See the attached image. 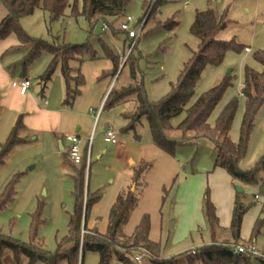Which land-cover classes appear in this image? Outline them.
Instances as JSON below:
<instances>
[{"label":"rangeland","instance_id":"374dc122","mask_svg":"<svg viewBox=\"0 0 264 264\" xmlns=\"http://www.w3.org/2000/svg\"><path fill=\"white\" fill-rule=\"evenodd\" d=\"M171 1L162 3L152 16H147L145 6L153 4V0H131L125 13L126 16L132 17L133 28H137L142 20L146 21L142 36L137 41L132 55L140 56L139 67L144 76L143 82L147 96L151 102H158L170 93L171 85L176 83L179 74L175 77L169 75L166 79L152 82L156 72L161 74L160 70H163L162 68L166 64L167 54L171 56L167 65L174 64V59L177 60V55L182 52L186 54V59L180 61L185 63L190 58L192 50L197 49L198 41L190 33L192 25L186 27V13L191 12L194 20L196 11L202 10L198 2L203 1L207 9L218 10L228 21L227 28L218 35V38L227 42L235 41L237 44L251 49L250 53L245 51L239 54L229 52L221 67H209L206 70L196 89L195 100L225 77H231L233 85L227 90L223 101L214 111L210 123L214 124L228 102L234 98L238 99L239 110L231 132L232 141L237 142L246 107V97L243 92L248 89L249 94H256L252 92V85H254L252 82L250 87H245L246 68L249 71L262 70L261 65L254 60V55L257 52L264 53V0H223L220 3L216 0ZM69 3L71 6L76 4L79 9L83 7V0H69ZM7 13V10L0 5V20ZM174 17H177V20L179 17L178 21L180 22L179 30L175 29L176 32H169L157 27ZM121 20L122 17L118 19L115 27L118 28ZM107 21L110 24L115 23L113 18H108ZM103 23L104 21H100L92 24L82 16L76 17L72 14L70 7L66 9L63 18L55 21H52L50 14L43 10H37L33 15L21 19L23 29L32 38L61 47L86 46L88 48L86 60L92 58L91 56L96 53L99 57L98 61L106 65L95 72L100 77L98 80L94 79L92 71L96 62H85L84 74L88 79L87 83L89 86H91L90 84L97 86L101 83L103 87L110 84L111 92L113 88L126 84L128 73L125 70L120 74L121 68L119 74L114 76L113 63L106 57L104 46L111 49L118 57L125 55L127 59L130 40L127 39L125 33H116L111 28L112 32L108 30L103 33ZM178 43L181 48L179 50H177ZM25 54L21 51L13 52L3 59V65H11L8 70L11 82L21 81L23 73L18 65V60ZM126 59L124 58V60ZM51 60V55L44 52L27 70V76L32 80L33 88L36 90L42 88L40 77L45 73ZM229 70H231L230 75ZM58 72H62L61 68H58ZM56 80L58 81L55 83V88L58 87L59 82L61 84L63 79L58 76ZM107 98L105 102H107ZM99 107L98 104L94 108V115H98V119L95 126L94 124L92 126L94 153L90 154L89 165L87 162V186L91 192L101 191L102 199L92 210L90 228H97L102 235L108 233L111 209L120 195L122 186L125 185L126 172L123 176L121 171L123 165L128 164L133 176L139 171L141 172L142 169L144 171L141 177L142 185L137 190L140 202L125 226L124 232L131 236L144 216L148 215L151 224L150 239L159 243L161 259L172 258L193 248L200 249L211 244V232L203 212L207 191L210 193L212 202L219 207L224 223L226 217H230L227 206L231 202V194L233 201L240 195L246 204L252 205L245 215L241 237L245 244L255 240V247L264 256V195L259 200L255 199V195L260 192L263 184L260 181L263 174L255 172V178L259 183L249 184L242 180H233L225 170L215 167L218 154L214 145L206 139L186 145L179 144L174 155L167 153L154 143L145 117L141 118L134 131L125 132L124 127H126L127 121L122 115L133 111L135 102L117 105L110 103L106 109L102 108L101 114H98ZM184 118L185 114L174 118L171 123L173 126H178ZM6 125L7 120L0 123V144L5 143L9 137V135L3 136ZM109 128L117 132L118 145L107 144L104 141V133ZM175 141L181 142V137H176ZM122 149L124 150L123 154L120 152ZM127 157H130L128 163H126ZM263 157L264 106L256 117L247 154L240 163L241 170L244 172L253 170ZM35 163L37 160L29 164L26 163L24 168H20L22 170H17L16 174L11 177L12 179L15 175L20 176L16 197L23 196L32 185V181L40 169L39 167L30 170ZM65 184L72 185L71 179L67 178ZM72 189L73 187L68 188L63 202L59 205L51 202L48 192L46 195L44 194L49 190L48 185L38 191L31 202L24 199L18 206L14 201L0 212V234L29 243L33 214L38 210L40 204L44 203L38 238L43 239L48 251L52 254L56 253L58 243L67 235L69 215L73 213ZM258 220H261L262 223L260 233L252 237L253 228ZM121 242L124 241L121 240ZM134 254L142 257L141 264H151V259L145 252L137 251ZM99 261L100 257L97 253L86 252L81 264H99ZM4 264H16L10 251L5 252ZM36 264L44 263L39 261ZM60 264L68 263L63 261ZM112 264L123 263L114 258ZM256 264L261 263L257 261Z\"/></svg>","mask_w":264,"mask_h":264},{"label":"trees","instance_id":"16d2710c","mask_svg":"<svg viewBox=\"0 0 264 264\" xmlns=\"http://www.w3.org/2000/svg\"><path fill=\"white\" fill-rule=\"evenodd\" d=\"M130 1L83 0V7L79 9L76 4L71 6L69 0H0V5L8 12L0 20V42L11 36L16 37L17 45L10 48L8 52L26 53L18 62L23 76L27 75V70L44 52L51 55L52 60L40 79L44 83L49 82L58 68H61L67 84L65 104H69L79 93V87L84 84L81 66L86 61L88 48L86 46L61 47L32 38L23 29L21 19L33 15L37 10H43L50 14L52 21H55L63 18L66 9L70 7L72 14L76 17L82 16L92 24L104 21L111 29H115L118 19L125 16ZM162 3L165 2L158 1L153 6L151 16ZM145 7L147 14L151 5ZM108 18L115 19V23L110 24L107 21ZM179 26L180 22L177 17H174L157 27L172 32ZM227 26V19L218 10L209 8L206 11H196L190 33L198 41L197 49L192 50L190 58L184 63L176 83L171 85L170 93L158 102L149 100L144 87V76L139 67L140 56H133L132 51L120 73L127 70L126 84L113 88L104 109L110 103L117 105L135 102L134 110L124 114L127 121L125 132L134 131L141 118L145 117L154 143L163 151L173 155L179 144L186 145L206 139L214 145L218 154L216 168L225 170L233 180H242L249 184L259 183L255 178V172L258 171L263 174L260 181L264 184V157L253 170L244 172L240 167L248 151L256 117L264 106V53L257 52L254 55V60L262 66V72L249 71L246 68L245 87H250L252 82L254 84L252 92L256 94H249L248 89L243 92L246 97V107L237 142L232 141L231 132L239 110L238 99L234 98L228 102L214 124L210 123L214 111L223 101L227 90L233 85L231 77H225L195 100L197 86L207 68H219L229 52L239 54L247 48L235 41L227 42L218 38ZM127 39L129 40L128 36ZM104 49L106 57L113 63L114 76H117L120 71V58L108 47L104 46ZM95 56L96 53L91 57L95 58ZM74 63H77V67L73 66ZM74 74L76 76H73ZM73 83L75 89H72ZM133 97L135 99H132ZM183 114L185 118L182 123L173 126L171 121ZM22 129L23 121L19 118L8 139L0 145V167L4 165L6 158L13 150L24 143L19 137ZM179 136L181 142L175 141V138ZM87 154L88 148L83 150V161L80 165L72 163L69 156L65 160V163L74 171L72 176L74 209L69 215L67 235L58 243L56 253L52 254L48 251L43 239L38 238L44 209V203H41L33 214L29 243L0 234V264H4L6 251H10L16 264H36L39 261L44 264H60L63 261L68 264H81L86 252L97 253L100 257L99 264H112L114 258L123 264H141L136 261L137 256L134 253L137 251L145 252L151 259V264H256L257 261L264 264V256L253 257L248 254L234 253L235 247L255 246V240L245 244L241 237L245 215L252 205L246 204L240 195L234 202L231 226L227 233H223L217 209L209 191L206 192L203 212L211 232L212 242L192 252L183 253L169 260L161 259L159 243L150 239L151 224L148 215L144 216L131 236L126 235L124 228L140 202L137 190L142 185L143 169L133 176L128 189L118 196L113 205L109 216L108 233L102 235L97 228H90L92 210L101 201L102 192H91L87 186ZM19 177L15 175L0 194V212L15 201ZM261 226V220H258L253 228L252 237L260 233Z\"/></svg>","mask_w":264,"mask_h":264},{"label":"crops","instance_id":"0c3cea01","mask_svg":"<svg viewBox=\"0 0 264 264\" xmlns=\"http://www.w3.org/2000/svg\"><path fill=\"white\" fill-rule=\"evenodd\" d=\"M198 5L202 9L201 11L207 10L203 1L198 2ZM186 17V27H190L194 21L191 12L188 11L186 13ZM108 30H110V27L106 31L102 30V32L105 33ZM177 30H179V28ZM177 30L172 32H176ZM113 31L116 33L121 32L117 27H115ZM17 43L18 42L15 36H11L5 41L0 42V123H3L7 120V125L3 130V136H8L15 127L19 118H22L23 129L20 131L19 137L24 141V143L16 147L6 158L4 165L0 167V193L4 189L5 185L11 180V177L16 174L17 170L24 168L26 163L29 164L37 160V163H35V165L30 169L34 170L40 167L32 181V185L29 186V190H27V192L23 195L24 197L20 195V197L17 196L15 198V203L19 206V204L24 199H26L28 202H31L37 192L40 191L45 185H48L49 190H47L44 194L46 195L48 192L50 194L51 202L57 203L59 205L63 202L68 188H74V182L72 180L74 171L69 165L65 163L66 157L68 156L67 149L69 147V144L66 141V136L78 135L82 141V149L85 150L88 148L91 139L93 142L92 132L94 130L92 131V126L93 124L95 126V123L98 119V115H94V108L99 104L100 107L98 114H101L103 105L105 104V99L107 98L112 87L109 86L110 84L103 87L101 83H99L97 86H92V84L89 86L87 83L88 79L84 74L85 62H96L92 71L94 73V79L98 80H100V77L98 74L96 75L95 72L106 65L105 63L98 61L99 57H97L96 54L95 58H89V60L87 58V60L82 64L81 74L84 77V84L79 87V93L69 104H65V100L67 98V84L62 72L59 73L58 70L53 76V80L51 79L47 83L42 82L41 89L36 90L33 88L32 82L29 92L23 96L20 94L18 89L13 88L12 84L15 83V81H10L8 70L11 65L5 66L2 63L3 59L6 58L8 54L13 53L8 52V50L12 47H15ZM179 49H181L180 43H178L177 50ZM22 58L19 59L18 62L22 60ZM119 58L121 62V69L125 62L124 58L126 59V56L122 55ZM170 58V54H167L166 64L164 68H162L163 70H160L161 74H157L156 72L152 82L166 79L169 75L175 77L180 73L184 64L180 60H185L186 54L184 52L178 54V59H174V64L169 63L167 65V61ZM73 66L77 67V63H74ZM257 72H262V70ZM58 76L62 77L63 80L61 81V84L59 82L58 87L55 88V83L58 81L56 80V77ZM73 76H76V74ZM25 78L29 77L27 75H22L20 80ZM75 88V84L73 83L72 89ZM122 116L124 117V114ZM87 121L89 122L88 124ZM91 149L92 154L94 153V143ZM123 151V149L120 151L122 152L121 154H123ZM97 154H99L98 151ZM126 160V163H128L130 161V157H127ZM125 172V185L122 186L120 194L130 186L131 180L133 178L132 170L128 164L123 165L121 171L123 176ZM67 178L71 179L72 185L67 186L65 184ZM234 202L235 201H233L231 194V202L227 206V212L229 209L230 217H226L225 223L222 222L219 207L214 204L217 209L220 226L223 229V233H227L231 226ZM90 222L92 221L90 220ZM194 250L196 249L193 248L187 252H192ZM181 254H178L174 257H177ZM172 258L163 259L169 260Z\"/></svg>","mask_w":264,"mask_h":264},{"label":"built area","instance_id":"2783aa9c","mask_svg":"<svg viewBox=\"0 0 264 264\" xmlns=\"http://www.w3.org/2000/svg\"><path fill=\"white\" fill-rule=\"evenodd\" d=\"M158 1L170 2L171 0H153V4H151V8H150V11L147 13V16L150 15L153 6ZM216 1L218 3H220L223 0H216ZM132 23H133L132 17L125 15L122 18V20H121V22H120V24L118 26L119 30L122 33H125L128 36L129 40H130V44H129L130 47H129V50H128L127 57L130 55V53L135 48V45H136L137 41L139 40V38L142 36V32H143V30L145 28V25H146L145 24L146 23L145 20H142L139 23L140 25L137 28H133L132 27ZM107 29H109V26L106 23H103L102 30L106 31ZM245 52L250 53L251 49L250 48H246ZM12 86H13V88L18 89L20 94L24 96V95H26L29 92V90H30V88L32 86V81H31L30 78H25V79H22L19 82L13 83ZM66 141L69 144V147L67 149V153H68L70 161L72 163H74L75 165H80L82 163V161H83V149H82L81 138L78 135H69V136H66ZM104 141L107 144L118 145L119 141H118L117 132L114 129L109 128L104 134ZM91 147H92V139H91V142L88 145V154H87L88 165L90 164ZM262 195H264V184L260 188V192L255 195V199L259 200ZM234 253H236V254H248V255H251L253 257H263L261 252L255 246H251V247L238 246V247L234 248ZM136 261L138 263H141V257L137 256L136 257Z\"/></svg>","mask_w":264,"mask_h":264},{"label":"water","instance_id":"95a60500","mask_svg":"<svg viewBox=\"0 0 264 264\" xmlns=\"http://www.w3.org/2000/svg\"><path fill=\"white\" fill-rule=\"evenodd\" d=\"M229 74H231V70H229V72H228ZM253 89H255L256 90V87L255 86H253Z\"/></svg>","mask_w":264,"mask_h":264}]
</instances>
